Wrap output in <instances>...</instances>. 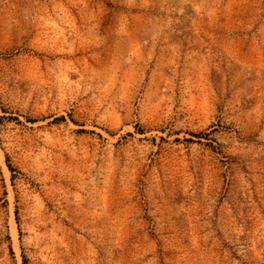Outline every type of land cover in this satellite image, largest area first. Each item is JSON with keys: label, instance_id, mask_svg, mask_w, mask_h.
I'll return each mask as SVG.
<instances>
[{"label": "rangeland", "instance_id": "rangeland-1", "mask_svg": "<svg viewBox=\"0 0 264 264\" xmlns=\"http://www.w3.org/2000/svg\"><path fill=\"white\" fill-rule=\"evenodd\" d=\"M0 264H264V0H0Z\"/></svg>", "mask_w": 264, "mask_h": 264}]
</instances>
